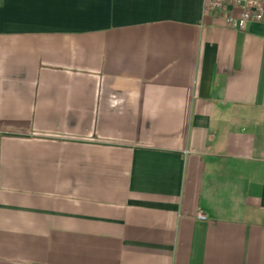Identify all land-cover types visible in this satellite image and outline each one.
<instances>
[{"label":"crops","instance_id":"obj_1","mask_svg":"<svg viewBox=\"0 0 264 264\" xmlns=\"http://www.w3.org/2000/svg\"><path fill=\"white\" fill-rule=\"evenodd\" d=\"M205 3L0 0V264H264V19Z\"/></svg>","mask_w":264,"mask_h":264},{"label":"built area","instance_id":"obj_2","mask_svg":"<svg viewBox=\"0 0 264 264\" xmlns=\"http://www.w3.org/2000/svg\"><path fill=\"white\" fill-rule=\"evenodd\" d=\"M239 5L242 13L239 16L226 14V23L233 29H246L251 22H260L264 19V0H206L208 11H225L228 6ZM201 219H207L205 214L199 215Z\"/></svg>","mask_w":264,"mask_h":264}]
</instances>
